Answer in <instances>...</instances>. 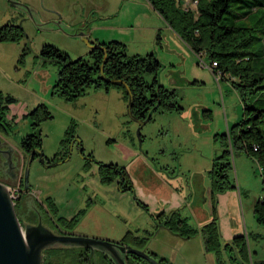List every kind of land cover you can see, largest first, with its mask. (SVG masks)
I'll use <instances>...</instances> for the list:
<instances>
[{
	"label": "rangeland",
	"instance_id": "rangeland-1",
	"mask_svg": "<svg viewBox=\"0 0 264 264\" xmlns=\"http://www.w3.org/2000/svg\"><path fill=\"white\" fill-rule=\"evenodd\" d=\"M16 1L0 0V25L21 24L25 33L20 41H0V91L12 94L18 101L6 113L10 134L1 130L0 134L16 148L17 160L19 152L28 157L30 154L22 150L20 141L33 126L31 117L23 114L22 109L28 113L43 101L52 114L38 127L45 157H53L55 151L61 150L62 155L55 161L61 160L75 139L67 160L47 166L40 156L33 159L28 183L31 196L37 199L29 198L28 207L36 204L41 209L42 204L44 209L43 200L47 202L51 196L52 206L46 204V213L62 230L69 228L77 235L113 240L132 230L134 235L149 237L148 249L159 251V256L164 255L174 264H219L215 250L206 246L202 231L210 219L206 217L212 218L214 214L221 234L229 232L228 222L232 229L238 223L242 232L235 236L243 235L246 240L250 259L245 250L241 258L240 251L228 248L229 257L239 256L231 258V264L264 260V224L258 222L254 211L264 197L257 159L237 148L231 155L230 176L236 182L237 204L233 201L229 205L228 192H219L214 198L210 177L213 159L227 143L224 133L244 118L246 103L264 107V89L242 94L229 74L219 79L209 65L211 58L205 52L197 53L150 0H26L22 4ZM182 2L185 7L196 8V0ZM259 2L249 0L257 3L258 8H253L249 18L242 21L254 27L253 63L257 76L264 73V5ZM241 4L244 1L235 0L231 7L237 11L248 8L238 6ZM157 15L164 27L156 25ZM82 32L95 42L98 34L110 33V38H121L129 55L155 52L164 65L160 82L176 90L182 112L155 111L139 131L140 123L128 111L129 94L117 82L108 87L91 84L72 100L54 92L59 64L42 59L39 52L50 43L71 58L84 55L93 62ZM159 32L162 38L157 43ZM25 42L30 50L20 60ZM145 76L152 79L149 73ZM71 135L75 137L61 145V140ZM139 155L142 158H137ZM100 162L125 165L134 180L132 188L120 189L117 180L101 182ZM153 166L162 168L157 171ZM146 173L158 183L163 180L175 195L147 187L151 178L147 181ZM137 198L149 203L150 211L156 213L147 211ZM166 202L177 204L175 209L181 208L179 211L188 216L199 232L189 238L168 228L158 229L159 221L154 215ZM73 216L76 221H69ZM43 222L54 226L47 219ZM48 255L44 250V257Z\"/></svg>",
	"mask_w": 264,
	"mask_h": 264
},
{
	"label": "trees",
	"instance_id": "trees-1",
	"mask_svg": "<svg viewBox=\"0 0 264 264\" xmlns=\"http://www.w3.org/2000/svg\"><path fill=\"white\" fill-rule=\"evenodd\" d=\"M150 1L197 53L202 54V52H205L211 58L210 66L216 75L222 78L229 74L230 80L233 81L242 94L255 93L259 88L264 89V82H260L264 78V73L257 76L253 63V46L256 38L254 27L251 24L242 22L253 8H258L257 3L241 0L244 1V4L238 6H248V8L237 11L231 7L235 0H196V8L194 9L185 7L182 0ZM259 3L264 5V0H260ZM24 35L21 24L5 23L0 25V41H20ZM161 38L162 34L159 32L156 36V42L158 43ZM99 43L105 47L99 46L89 49L93 62H90V59L85 58L84 55L71 58L69 54L50 43L43 46L41 52H39L41 58L55 60L60 67L58 79L53 86L54 92H58L64 98L72 100L84 93L86 87L91 84L110 86L113 82L106 81L101 75V64L107 54L104 64L105 74L110 78L123 79L129 85L134 94L133 113L136 116L146 118L152 108H154V112L173 110L182 112L183 107L176 100V90L160 82L159 76L164 65L155 52L145 55H129L126 52V44L119 39ZM29 50L30 46L26 44L20 60L24 59ZM214 62L217 64H214ZM145 73L151 74L152 79L149 80ZM192 82H197V80ZM117 83L124 86L127 91L125 83ZM17 102V98L12 94L4 95L0 91V130L6 134H10V124L6 122L7 110ZM27 114L32 119L33 127L20 141L26 153L32 151L35 147L43 148V138L38 127L41 122L52 116L45 102L38 103ZM224 136L227 139V143L224 145L225 148L221 154L213 159L210 170L214 198L219 192L223 193L236 188V182L230 176L232 168L231 155L236 148L252 154L257 159L264 182V107L246 103L244 118L234 123L224 133ZM72 137L75 136L71 135L63 138L61 145H66L64 140L69 142ZM99 165L101 182L111 183L117 179L121 183L122 190L132 188V180L125 165H119L115 162H100ZM154 172L157 174V171ZM145 178L147 181L151 178V185L147 187L154 188L161 193H170V188L160 178V183L149 173H146ZM137 200L147 211H150L147 203L140 198H137ZM47 202L52 206L50 203L52 202L51 196L47 197ZM254 211L258 222L264 224V197L256 203ZM154 217L183 236H191L199 232V229L193 227L188 217L182 216L178 209H174L168 214L160 211ZM76 219L73 216L69 221H76ZM208 219L209 222L204 223L202 231L206 246L215 250L219 264H231V258L239 257L238 255L229 257L226 254L228 248L240 251L238 253H241L239 255L242 258L245 255L244 250L246 251L244 236L237 235L231 240H225L222 237L217 216L213 214L211 218L209 215ZM120 242L145 249L156 257L161 264H174L165 256H159L156 251L148 249L149 237L134 235L132 230H128ZM45 250L49 255L44 257V264H116L107 253L99 249L93 252L88 247L57 246ZM247 255L249 256L248 252ZM226 256H228V261ZM126 260L128 264H154L135 252H128ZM244 263L249 264L248 262ZM251 264H264V260L256 263L252 262Z\"/></svg>",
	"mask_w": 264,
	"mask_h": 264
},
{
	"label": "water",
	"instance_id": "water-1",
	"mask_svg": "<svg viewBox=\"0 0 264 264\" xmlns=\"http://www.w3.org/2000/svg\"><path fill=\"white\" fill-rule=\"evenodd\" d=\"M22 4L21 1H16ZM32 11L29 5H26ZM83 39L86 40L90 48L105 47L99 42L91 40L90 36L82 33ZM104 61L101 64V75L103 79L111 82L126 81L120 78H110L105 74ZM129 94L128 111L129 114L138 121L139 131L143 125L149 121L154 112L152 108L146 118H140L133 113L134 94L129 85L126 84ZM74 141L72 140L69 147L68 155L65 159L70 158ZM34 157V151L29 155L26 165L25 182L28 184L29 172L31 163ZM41 160L45 161V156L40 153ZM10 166L13 164L11 155L7 156ZM58 161V162H61ZM56 162V163H58ZM55 164V163H54ZM121 188V183H119ZM57 246H83L90 248L93 252L96 249L102 250L107 253L116 264H128L126 257L128 252H135L139 255L149 259L154 264H161V262L145 249L134 247L130 244H123L120 241H115L109 238L91 237L85 235H77L72 233H58L46 225L39 222L38 224L26 223L23 225L21 222L15 205L14 196L12 195L9 186L4 181L0 180V264H44V250L50 247Z\"/></svg>",
	"mask_w": 264,
	"mask_h": 264
},
{
	"label": "flooded vegetation",
	"instance_id": "flooded-vegetation-1",
	"mask_svg": "<svg viewBox=\"0 0 264 264\" xmlns=\"http://www.w3.org/2000/svg\"><path fill=\"white\" fill-rule=\"evenodd\" d=\"M4 134L9 135L6 133H4ZM72 140H75V139H72ZM20 147L22 148L21 143H20ZM42 149L43 148L40 149L38 147H35L32 149V151H34L33 159L40 156L41 152L43 153ZM22 150H23V148H22ZM32 151L28 152L27 154H30ZM59 151H61V150H57L54 153L53 157H49V156L45 157L44 163L47 166H49V165H52L58 161L65 159V157L68 155L69 149H68L67 154L64 158H62L61 160L55 161L57 159V157H60L59 155H62V154H59L60 153ZM16 152H17L16 148L13 145H11L10 142H8V140L3 139L2 135L0 134V180L7 183L9 188L11 187L13 189V196H14V200H15L16 210H17L18 216H19L21 222L23 223V225H25L26 223L38 224L39 222H41L42 224H45L43 222V220L47 219L52 224V226L53 225L54 226L51 228L50 226H48L46 224L45 225L48 226L49 228H51L52 230L55 229V231L58 233H72L73 234L74 232L68 231V230H70L69 228L66 230H62L58 226V224H54L55 222L52 220L51 217L48 218V215L46 213L47 212L46 211V204L48 202H45V200H43V205H44L45 210L42 208V204H41V209H39L36 204L32 205V207L29 206L30 208L28 207L27 202L30 200L29 198L33 197L32 198L33 200L37 199V197L31 196V193H30L31 192V184L30 183L27 184L25 182V179H24L25 178V172H26V165H27V161L29 159V156L26 157V156H22L20 153H17V155L19 157V159L17 160ZM65 152H66V149H65L63 155H65ZM8 155H11V158L13 160L12 166H10L8 163V158H7ZM140 157H141V155H139V157H137V158H140ZM154 168L157 171L159 170V168L157 166H155ZM127 170L130 174L129 169H127ZM130 178L132 180V184H134V180H133L131 174H130ZM115 180H117V179H115ZM118 184H119V182H118ZM39 202L41 203V201H39ZM70 228L72 229L73 227H70Z\"/></svg>",
	"mask_w": 264,
	"mask_h": 264
},
{
	"label": "crops",
	"instance_id": "crops-1",
	"mask_svg": "<svg viewBox=\"0 0 264 264\" xmlns=\"http://www.w3.org/2000/svg\"><path fill=\"white\" fill-rule=\"evenodd\" d=\"M19 1H22V2H25L26 0H19ZM91 11V10H90ZM157 17H158V15H157ZM158 19H159V22H157L156 23V25H160L161 27H164V23H163V20L160 18V17H158ZM156 27V26H155ZM82 33H85V32H82ZM109 34L110 33H105V34H103V35H97V37H96V41H98V42H101V41H108V40H111V39H113L114 37H112V38H110L109 37ZM109 37V38H108ZM119 39H121V38H119ZM25 44H27V42H25ZM41 102H43V101H41ZM40 102V103H41ZM29 112V111H28ZM22 113L23 114H27V112L24 110V108L22 109ZM8 140V139H7ZM8 142H10L9 140H8ZM17 151V150H16ZM56 152V151H55ZM54 152V153H55ZM20 154H21V152H19ZM22 155V154H21ZM241 156V155H240ZM237 157H239L238 155L235 157V158H237ZM147 158V157H146ZM144 160H146L145 158H144ZM147 161V160H146ZM147 163H148V161H147ZM159 168H162V166H160ZM161 170V169H160ZM171 185V184H170ZM236 190V189H235ZM235 190L234 189H232V190H229V191H233V192H229V191H226V192H228V196H230V206H231V203H233V201H234V203H236L237 204V200L235 201V197H234V194H235ZM174 191V190H173ZM173 191H171L170 193H171V195L172 196H174L175 195V193H173ZM175 192V191H174ZM170 193H167L166 195H170ZM243 192H241V194H242ZM170 197L168 196V197H166V199H169ZM242 199H243V197H242ZM244 200V199H243ZM228 201H229V197H228ZM245 201V200H244ZM148 205H149V203H147ZM176 205L177 204H172V203H169V202H166V205L165 206H163V208H162V210H161V212H164L165 214H168V212H170V211H172V210H174L175 209V207H176ZM181 205V204H180ZM229 205H227V209L229 208ZM174 208V209H173ZM149 209H150V207H149ZM178 210H180L181 208H177ZM230 209V208H229ZM151 210V209H150ZM231 211L233 212V213H235L236 211L233 209V208H231ZM150 212H154V213H156L155 211H150ZM151 214V213H150ZM181 214H182V216H186V215H183V213L181 212ZM152 215V214H151ZM186 217H188V216H186ZM207 218H208V216L206 217V220H207ZM229 223V226H228V228H227V230H229V232L227 233V235H224V233L222 234V237H223V239H225V240H230V239H232L236 234H238V233H241L242 232V230H240L241 228H240V226L238 225V223H237V228L236 227H234L233 229H232V227H231V224H230V222H228ZM157 227H158V229L159 228H168L165 224H164V222H158L157 223ZM230 227V228H229ZM168 229H170V228H168ZM171 230V229H170ZM171 231H173V230H171ZM178 233V232H177ZM222 233V232H221ZM179 235H181V234H179ZM181 236H183V235H181ZM187 237H189V236H187ZM190 238V237H189ZM110 239V238H109ZM113 240V239H112ZM115 241H120L121 240V238L120 239H114ZM153 250V249H152ZM155 251V250H154ZM157 253H159V251H156ZM164 256V255H163ZM174 263V262H173Z\"/></svg>",
	"mask_w": 264,
	"mask_h": 264
},
{
	"label": "built area",
	"instance_id": "built-area-1",
	"mask_svg": "<svg viewBox=\"0 0 264 264\" xmlns=\"http://www.w3.org/2000/svg\"><path fill=\"white\" fill-rule=\"evenodd\" d=\"M214 64H217L216 62H214ZM210 65V64H209ZM216 75V74H215ZM216 76H218V75H216ZM219 79H220V77H219ZM10 191H11V193H12V195H13V189L10 187Z\"/></svg>",
	"mask_w": 264,
	"mask_h": 264
}]
</instances>
